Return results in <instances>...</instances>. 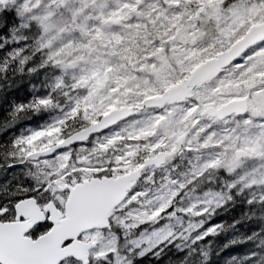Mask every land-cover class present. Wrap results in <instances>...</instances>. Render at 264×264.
I'll return each instance as SVG.
<instances>
[{
  "label": "snow or ice",
  "instance_id": "6c2138e0",
  "mask_svg": "<svg viewBox=\"0 0 264 264\" xmlns=\"http://www.w3.org/2000/svg\"><path fill=\"white\" fill-rule=\"evenodd\" d=\"M30 5L33 0H23L21 15ZM120 7L132 14L129 24L153 32L143 59L134 65L125 59L124 67L118 60L96 63L76 74L75 58L68 63L49 55L59 73L51 94L8 102V111L0 104V151L7 156L0 165V264H83L68 250L95 229L68 238L63 229L101 188L111 190L118 200L115 208L128 205L125 210L136 220L135 238L127 226L114 230L108 216L101 234L110 232L112 238L90 249L88 264H129V249L144 256L172 246L178 236L173 223L183 225L196 216L202 227L211 207H222L233 190L247 191L251 207L258 200L264 203V168L259 166L239 175L223 194L197 195L221 169L233 175L257 158L264 164V0H121ZM32 28L18 45L30 43ZM99 36L97 32L92 39ZM110 39L119 43L121 35ZM69 69L74 73L70 81L63 78ZM8 71L7 62L0 63V74ZM57 93L64 97L62 104L54 100ZM41 109L60 115L41 130L13 131L7 137L9 129H19L26 110ZM97 153L112 155L106 169L88 163V155ZM205 153L214 155L202 160ZM178 157L188 162L182 178L173 173L159 192L146 191V181L155 183L158 171L171 170ZM18 161L47 166V181L42 186L13 183L8 173L18 176ZM62 177L67 179L61 201L40 196ZM26 202L42 211L30 227L19 211ZM218 227L196 239L216 235Z\"/></svg>",
  "mask_w": 264,
  "mask_h": 264
},
{
  "label": "rangeland",
  "instance_id": "374dc122",
  "mask_svg": "<svg viewBox=\"0 0 264 264\" xmlns=\"http://www.w3.org/2000/svg\"><path fill=\"white\" fill-rule=\"evenodd\" d=\"M22 2L23 0H12L11 5L14 7L17 5L23 11ZM33 3L37 7L33 8L30 5V10L24 12V18L30 20V22L34 21L41 28L38 46L46 44L48 50H51L54 46H58L61 51H56L49 55H54L56 59H62L68 63H72L70 57L75 58L76 74L83 71L85 67H91L92 64L110 62L106 59L108 54L112 55L114 52L121 54L130 50L131 44L123 42V39L138 41L144 38L142 29L145 26H133L130 32L123 36L122 27L132 26L135 22L128 23L131 20V13H125L120 7L121 0H39V3H37V0H33ZM0 8H2V5H0ZM97 32L100 33V36L92 39ZM113 34L121 35L119 43L110 39ZM57 52L60 53L59 57H56ZM73 74V70L69 69L64 72L63 78L70 81ZM56 115H60V113L57 111ZM230 126L223 125L222 127L227 128ZM213 155V153H205L202 155V160L210 159ZM100 159L104 160L105 163L102 167L106 169L109 166L112 155L99 153L88 155V163L92 166H97ZM257 166L264 168V164L259 163V158H257V162H247L244 169L238 170L237 173L233 174L235 180L245 171ZM43 170L49 171V168L43 164H40L38 167L34 165L36 174L41 173ZM187 171V160L178 157L174 161L171 170L161 169L158 171L155 183H152L151 179L147 180L144 186L145 190L159 192L160 186L166 183L165 178L167 176L177 173L176 178H182L180 174ZM87 174L91 176L93 172L89 171ZM149 176L151 177L152 174L149 173ZM63 182L64 178L62 177L59 183L49 185V188H56L55 191H58ZM208 191L210 190H206L205 192ZM204 193H197V195L203 196ZM58 197L61 198L60 194H58ZM184 225L185 222L183 225H175L173 223L172 227L173 230H177L178 228L182 229ZM204 225L205 221L202 227ZM212 228L214 227L207 226L205 232ZM105 237L111 239L112 234L104 233L102 235L101 231H95L85 236L84 239L91 238L98 243L99 240Z\"/></svg>",
  "mask_w": 264,
  "mask_h": 264
},
{
  "label": "clouds",
  "instance_id": "9594fccd",
  "mask_svg": "<svg viewBox=\"0 0 264 264\" xmlns=\"http://www.w3.org/2000/svg\"><path fill=\"white\" fill-rule=\"evenodd\" d=\"M12 0H6L5 4H11ZM39 3V0H37ZM37 5H33V8ZM12 13L9 8H0V51L4 53L0 57V63L7 62L8 65H12L17 77L15 86L24 85L27 91L31 92L33 85L39 84L41 81L35 84L30 83L37 78L42 70L49 69L48 53L45 51L47 45H41L39 48L33 46L32 43L24 44L20 43L19 47L17 41L21 38L16 36L14 29L18 28L16 21L19 20V16L15 13L16 20L13 23H8L12 20ZM7 27V31H3ZM15 42V44H14ZM11 75V73H9ZM54 91V90H52ZM51 94V91L50 93ZM57 104H62L64 97L57 93L54 97ZM8 102H12L11 92L7 87V81L0 78V104H3L4 110L8 111L10 105ZM51 111L47 109H41L38 111L26 110L21 116V120H30L34 116L40 115L42 112ZM14 135L12 131H8L7 137L10 138ZM43 195V192L40 193ZM236 196L247 195V191L242 190L235 194ZM51 196V192L49 193ZM232 200V197L228 199ZM128 205H122L119 208L114 209L112 215V228L119 230L122 226H127V229L133 233L132 238H135V229L133 225L136 224V220L129 215L125 209ZM219 207L212 206L210 215L212 212H216ZM130 211V210H129ZM242 219H250L253 223L259 224V231L253 232L251 236H248L246 240L241 241L237 239L230 243H247L252 242L251 254L248 256H241L239 258L233 256L230 259L222 261V264H264V203L257 201L254 207H251V213L245 211ZM202 221L199 217L192 216L188 221H185L183 228H178L176 231L178 236L171 241L172 246L168 244L164 245V248L153 249L151 252H147L144 256L138 254L137 249H129L127 255L129 256V264H209L212 259L211 250L208 246L201 248L200 255H197V250L193 245H197L199 240L196 239L201 228ZM228 247V245H225ZM183 253V254H182ZM219 255V253H217Z\"/></svg>",
  "mask_w": 264,
  "mask_h": 264
},
{
  "label": "trees",
  "instance_id": "16d2710c",
  "mask_svg": "<svg viewBox=\"0 0 264 264\" xmlns=\"http://www.w3.org/2000/svg\"><path fill=\"white\" fill-rule=\"evenodd\" d=\"M4 8H9L11 11H15L19 16V20L16 21V23L18 24V28L14 29V32L16 33V36L18 38H22L25 32L28 31L31 26H34L28 36V39L30 43L35 46V42L37 40L35 39V37L37 36V30L39 31L37 25L28 24L29 20L24 18L25 13L21 15L22 10L17 5L14 7L10 4L8 6H4ZM156 36L160 35L156 34ZM16 46L19 47V45ZM3 55L4 53L0 51V57H2ZM51 71H54L53 64L51 67H49L48 70H42L39 76L37 78H34V81H30V83L33 84L41 81L39 84L33 85L31 92L27 91V88L24 85H19L17 87L15 86L17 77L12 65H9V71L6 75L0 74V78L7 81V87L11 92L12 101L14 103H21L25 102V99H33V96L35 94H45L50 91V86L54 83V77ZM9 73H11V75ZM53 117V111L42 112L40 115L34 116L30 120L23 121L18 130L9 129V131H15V134L17 135L28 134L32 131H37L41 126L52 121ZM2 127L3 122H0V128ZM41 147H43V145H41ZM6 163V153L0 151V164L4 165ZM31 180L32 179L29 178V176L20 175L18 177H15L13 183H31ZM234 182L235 176H229L226 171L221 169L214 177L211 178L210 183L203 185L201 188L197 189V193L201 194L206 190H210L214 193L223 194L226 191V186L229 183ZM229 194L231 195L232 200H227L222 207H219L217 209L214 214H212L210 217H207L205 219L204 227L199 230V234H202L205 233V229L207 228V226H213L214 228H217L219 226L216 235L205 236L204 239L199 240L197 245H193V247L197 250V255H200L201 248L203 246H208V248L211 250L212 256L209 264H222V261L230 259L233 256L239 258L241 256L250 255L251 249L253 247L251 241H248L247 243L230 242L237 239L244 241L248 236H251L253 232L259 231L258 223H253L250 219H242L245 211H249L251 213V206H249L247 202L250 198L248 192L246 196H236L235 190H233ZM225 245H228V247H225ZM217 253H219V255H217Z\"/></svg>",
  "mask_w": 264,
  "mask_h": 264
},
{
  "label": "water",
  "instance_id": "95a60500",
  "mask_svg": "<svg viewBox=\"0 0 264 264\" xmlns=\"http://www.w3.org/2000/svg\"><path fill=\"white\" fill-rule=\"evenodd\" d=\"M118 200H114L111 190L101 188L97 194L85 200L82 209L77 213L71 224L65 225L63 229L64 238H68L74 233L86 232L89 229H104L107 227V218L111 216L112 210ZM54 209V207H50ZM19 211L22 215L30 218L26 227H30L41 218L38 216L39 208L34 202H26L20 206ZM54 215L57 213L51 210ZM95 246L94 243L76 242L68 253L74 254L83 264H88L90 249Z\"/></svg>",
  "mask_w": 264,
  "mask_h": 264
}]
</instances>
